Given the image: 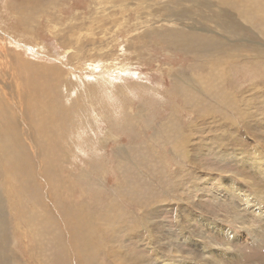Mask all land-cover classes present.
Segmentation results:
<instances>
[{
    "label": "rangeland",
    "instance_id": "374dc122",
    "mask_svg": "<svg viewBox=\"0 0 264 264\" xmlns=\"http://www.w3.org/2000/svg\"><path fill=\"white\" fill-rule=\"evenodd\" d=\"M87 1L0 0V123L13 121L23 130L30 118L28 112L21 113L26 103L19 106L16 97L24 99L32 88L42 89V85L43 90H52L54 75L72 68H78L74 72L78 77L84 62L94 60L99 49L105 53L104 59H116L110 67L130 66L123 68L122 80L116 83L127 82L132 91L124 95L116 92L121 98L118 103L127 108L122 117L98 119V128L90 133L97 153L73 149V157L68 139L74 137L68 135L74 131L72 111L68 113L72 120H67L63 129L56 128L55 115L45 114L55 160L50 172L38 173L41 155L33 149H39L33 130V139L30 135L29 141L26 135L20 137L30 149L28 173L33 181L28 186L34 182L37 197L32 191L24 192L12 174L5 177L9 165L0 161V264H264V209L261 207L262 213L257 210L264 202V56L259 63L253 61L264 38L249 29L252 26L257 32V25L243 23L230 6L220 5L219 9L230 12L229 28L234 33L228 35L227 29L214 33L227 39L222 54L214 57L223 63L218 75L222 92L232 95L223 103L212 95L216 76L206 68L213 50L203 47L198 51L191 44L193 39L188 52L179 50L181 38L176 48H166L163 38L151 33L157 30L162 34L163 29L151 21L146 5L129 2L88 7ZM157 1V5L150 3L163 12L166 1ZM181 5L188 8L190 17L176 26H161L178 28L196 38L209 35L208 28L215 23L200 16L212 13L193 8V3ZM135 24L144 30L137 33ZM243 40H249L250 45L253 42L250 49L239 48ZM77 43L81 44L79 58L71 59ZM2 52H7L5 59ZM226 55L231 57L226 59ZM69 79L76 83L74 76H68L67 83ZM177 85L194 98L187 99L178 91L171 98L170 90ZM62 94L61 104L68 108L74 98L66 99L63 88ZM91 99L97 101L94 96ZM78 100L84 110L92 103ZM126 118L127 123L122 120ZM185 138L186 146L179 142ZM185 150L188 152L183 153ZM228 195L240 199L236 200V212L245 223L234 217ZM64 205L81 206L89 215L80 214L86 221L80 222L79 230L64 218ZM33 212L39 215L38 223L32 222V217L26 220ZM91 226L95 238L88 235ZM223 228L232 233L246 228L250 236L256 229L259 239L247 246L235 241L236 236L222 237ZM78 239L84 242L82 247H77ZM222 243L229 249L219 257Z\"/></svg>",
    "mask_w": 264,
    "mask_h": 264
},
{
    "label": "bare ground",
    "instance_id": "6f19581e",
    "mask_svg": "<svg viewBox=\"0 0 264 264\" xmlns=\"http://www.w3.org/2000/svg\"><path fill=\"white\" fill-rule=\"evenodd\" d=\"M156 1L157 0H88L86 3L88 4V7H90L91 5H101L102 6L105 4H120V3H129V2H131V3L135 2L138 6L139 5H146L147 7L150 8V11L147 12V15L150 17L151 21H153V23L159 24L160 28L163 29L162 34H161V31L158 32L157 30H153V31H151V33L153 35L156 34V37L158 39L163 38V41L166 44H168V46L164 45L166 48H168V47H170V48L175 47L176 48V42H177V40H180L179 38H181V41H183V43L181 44L179 50L182 49L183 51L188 52V45H190L189 42L192 41V39L194 41V44L192 42H191V44L194 48H197L198 51L203 50V47L207 48L209 51L213 50L215 53H213L212 57L209 60L208 59L206 60V63L208 62L206 65V68L209 69L211 74L216 76L215 87H214V90L212 92V95L214 98H216L218 100H222L223 103L228 102L231 99L232 95L230 93H223L222 92V83H221L220 78H218V75L222 71L221 67H222L223 63L222 62L220 63V61L215 60L216 58L214 59L215 56L222 54V51H224L223 50L224 44L227 41V39H224L225 37L220 33H219L220 38H218L217 34L214 35V33H218V29H221L222 31H223V29H227L228 31H225V33H227L228 35H232V36H234V33H233V30L231 28H229L230 23L232 22L230 19H228L230 16V12L228 10L225 11V10L219 9L220 5L230 6L232 8L231 10H233L235 12L234 15L237 17V19L241 20L243 23H247V24H251V25L256 24L258 29H260V32H258V29H256V28L255 29L257 30V32L253 31L252 26H250L249 29H251V31L253 33L261 36V38H264V0H165L166 6H164V8H163V12L158 10L157 8H154L155 7L154 5H151L150 2H152V4L154 3L155 5H157ZM157 2H160V0ZM183 2H184V4L185 3H190V4L193 3L194 4L193 8H195V7L199 8V9L200 8H206V10L208 9V11L210 13H212V16H209V17L208 16L207 17L200 16L201 18L199 17L198 14H196L197 17L200 18L201 20L205 21L207 18V20L211 19L215 23L213 28H208L209 35H206L205 37H201V38L200 37L196 38V37H193L194 34L190 35V36L185 35L183 30H180L178 28H176V29H174L175 27L174 28L173 27L172 28H166V27H170V26H176L175 23L177 24L179 22H182L181 20H184V19H187V17H190L189 12H188V8H185L184 6L181 5ZM178 5L181 6L182 8L175 10L174 7L176 8ZM134 8H136V6ZM193 8H191V9H193ZM212 8H213V10H212ZM23 10L21 8V11H23ZM127 19L129 21V18H127ZM215 19L219 20L220 23L216 24L217 21ZM130 20L133 21V19H130ZM128 21H127V23H128ZM133 23H134V21H133ZM138 24L141 25L142 23H138ZM138 24H135V26H134V28H135L134 30L137 31V33H138L139 29L144 30V28H142V27L137 28ZM162 24H164V26H166V27H162L161 26ZM215 28H217V29H215ZM196 30H197V28H196ZM152 34H150V35H152ZM165 37H166V39H165ZM90 38H91V36H90ZM243 41L244 42H242V44L239 43V48H242V49L243 48H247V49L249 48L250 49V46L253 44V42L250 45V44H247V42H250L249 40H243ZM80 45H81L80 43L76 44L75 52L70 55L71 59L79 58V52L77 51V49L80 47ZM157 45H159L158 41H157ZM161 48H163V45L161 46ZM242 49H239V51L243 52ZM101 50L102 49H99L100 53L98 54V56H96L95 59L93 58L94 60L91 59V60L86 61V62H89V65L85 64L86 62H84L83 68L81 69V73H82L81 75H83L84 77H82L81 75H79L78 77L75 76L74 72L78 68H72L73 71L69 70L68 72H64V73L60 72V73L55 74L54 77H53V75L51 76V77H53L52 78V85L54 86V88L52 90H48V91L43 90L44 85H42V89L36 90L35 88H32L33 92H31V91L28 92L26 98H24V99L21 98L20 96L16 97V103L19 106L22 105V102L26 103V105H25V107H23V110L21 111V113L26 114L28 112L29 118H30L29 119L30 120L29 125L26 124V127L23 130L17 129L20 126L17 123L14 124L13 121H12V123H10V122L0 123V161L2 163L9 165L4 170L5 177H7L11 174H12V176L16 177L18 179V181L21 183L20 186L22 187L24 192L28 193L29 191H32V193L35 195V197H37L36 195H37V192L39 190L37 187H35L36 185L34 184V182L30 186L31 189L28 186V183L33 181L31 175H29L31 173H28L29 170L31 169V165H30V158L31 157L27 153V151L30 149L28 148V146L26 147L27 144H24L21 142L20 137L26 135V137L29 141V135L32 138V135H31L32 132H30V130H33V133L37 137L38 140L36 142V145L38 146L39 149H35V148H33V149L36 151V153H39L41 155V160H39V163L41 165L36 166L39 170L38 173L41 172L40 170H43L45 172V170L49 171V169H53L54 164H55L54 163L55 160L53 159L54 158L53 146H52L53 142L49 141L50 136L47 134V125L49 124V122H48V119L45 118V114H49L50 117L55 115L56 119H57L56 128H58V129L62 128L63 129L64 123H66L67 120H69V121L72 120V118L68 117L69 111L73 112V116H74L73 118L74 119L72 120L71 123L74 125V128L72 127L74 129V131L72 133L68 134V135L74 136V137L68 138L71 140V145L69 146V148H72V151H73L72 155H73V153H74L73 149H76L83 154H85L86 151H89V154L90 153H97V149L92 147V143L90 141V133L93 132L94 129L98 128L97 127L98 126V124H97L98 119L102 120L105 117L109 118V116L112 118H114L115 116L116 117H119V116L122 117L121 115H123L124 112L127 110V108H124L125 106L123 107L122 105H120L118 103V101H121V98H119V96L116 92L119 91L120 93H123L122 95H124V92L131 94L132 91L128 87L127 82H124L122 84H117L116 81L122 80L121 74L124 72L123 68L125 70H128V67H130V66H128L126 63H124V64H122L123 68L110 67L112 64L111 60H112V62H115L116 59H111V60L104 59L105 53L101 52ZM237 50H238V47H237ZM124 51L125 50H123V54H124ZM234 51H236V50H234ZM6 53H3L4 54L3 59L6 58ZM263 56H264V46H263V48L258 47L257 53H253V61L255 63H259L260 58ZM166 57H168V56H166ZM228 57H231V56H228V55L224 56V58H226V59ZM240 57L242 59H244L245 61L251 62L249 60L250 58H248V57H245V56H240ZM194 58H198V56L194 57ZM224 61H225V59L223 60V62ZM1 62H2V60H1ZM116 63H118V62H116ZM77 64H79V63H77ZM86 65H87V67H86ZM52 74H53V72H52ZM124 75H127V73ZM68 76L69 77L74 76L73 80L76 81V83L73 84L71 82V79H69V81L67 83L66 78ZM132 76H134V75H132ZM82 78H84L86 81H84ZM48 83L49 82H47V84ZM50 85H51V82H50ZM172 85H174V83ZM92 86H94L93 89H92ZM77 87L84 88V90L83 91H77V89H75ZM173 87H174V90L173 91L170 90L171 98H173V96H174L173 95L174 91H178L181 96H183L187 99H193L194 98V96L189 95L188 90L184 89L183 87L178 86V85L173 86ZM62 88H63L64 93L66 92V94H67L66 99L69 97L74 98V99H71V102L68 104V108H66L65 106H63L61 104V102H63L62 100L64 98L63 94H62ZM120 88L122 89V91H120L121 90ZM48 94H49V96H48ZM137 94H140V92H138ZM92 96H94L97 101H95V100L92 101L93 100V99H91ZM116 96H118V98ZM126 96H128V94ZM55 97H58L60 100L58 98H55ZM79 98H81L83 100L84 99L90 100V101H92V103H89L88 108L84 110L81 107V104L79 103V100H78ZM146 103H147V101H146ZM84 112L87 114H84ZM1 114H2V108L0 106V116H1ZM63 118L65 120H62ZM122 120L125 123H127L129 121L128 118L122 119ZM112 123H113V121H112ZM20 124H21V122H20ZM109 126H110V124H109ZM158 139H159V137H158ZM179 142H181V145L183 143L184 146H186V143L188 142V140L186 138H185V140L179 139ZM141 152H142V150H141ZM185 152H188V151L185 150L183 153H185ZM58 156H60V155H58ZM73 157H75V155H73ZM76 157H77V155H76ZM143 161H144V159H143ZM139 162H140V159H139ZM147 164H148V161H147ZM134 166H137V165H134ZM259 167H260V171H259V173H260V172H262V169H261L260 165H259ZM124 174H126V173H124ZM37 177L45 183V179H43L42 176L37 175ZM227 190H231V188H227ZM227 190H225V192L228 194L229 191H227ZM1 194L2 193H0V195ZM227 198L229 199V208H231L230 210L234 214V217L236 219L242 220L245 223L246 219L241 217L238 214V212H236V209H237L236 200L238 197H232L231 195H228ZM30 199H31V197H30ZM238 200H240V199L238 198ZM23 201H24V198H23ZM261 207L264 209V202L261 203L260 208H257L258 212H260V213H262ZM44 209H46V208H44ZM61 210H62V213L64 214V218L66 217V219H68L69 225H71V227L74 228L75 230H79V228H81L78 226L80 225V222L85 218L84 216L89 217L88 214H86L85 212L82 211L81 206L68 208L67 206L64 205L61 207ZM253 212H255V208L253 209ZM80 214H82L84 216H82ZM31 217H32V222L36 220L38 223L39 215L36 212H33L31 215L26 217V220L31 221ZM85 221L86 220H83V222H85ZM0 222H1V220H0ZM41 223H43V222H41ZM31 225L37 226L36 229L39 230L38 225L32 224V223H31ZM39 225L41 226V224H39ZM62 227H63V225H62ZM217 228L218 227H214V229H217ZM88 230H90V233L88 235L94 237L96 231H93V226L88 227ZM133 230H135V229H133ZM55 231H54V233H55ZM220 234L222 237H224V236L225 237L236 236V238L234 239L235 241L240 240L242 243H244V245L248 244L247 246H249L250 242L252 243L251 246L254 245L259 239L258 231L256 229H254L251 236H250V232L247 231L246 228H240L235 233H232L228 228H223L220 230ZM61 235H63V234H61ZM90 238H92V237H90ZM247 238H249V239H247ZM243 239H247V240L243 241ZM80 240L81 239H78L77 247L78 246L82 247L84 244V242H82L83 244L79 243ZM83 240H84V238H83ZM47 242H49V241L47 240ZM55 242H57V241H55ZM226 245H227L226 243L220 244L219 248L221 249V251L223 253H221V255L219 257L225 255L224 252L227 249H229ZM75 246H76V244H75ZM43 253H44V251H43ZM39 258H41V257H39ZM43 262H45V261H43ZM49 264H50V262H49Z\"/></svg>",
    "mask_w": 264,
    "mask_h": 264
}]
</instances>
